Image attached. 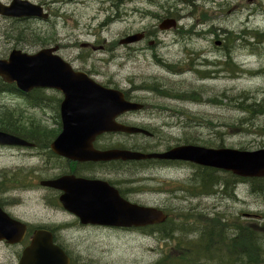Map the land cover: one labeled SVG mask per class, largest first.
<instances>
[{
  "label": "rangeland",
  "instance_id": "1",
  "mask_svg": "<svg viewBox=\"0 0 264 264\" xmlns=\"http://www.w3.org/2000/svg\"><path fill=\"white\" fill-rule=\"evenodd\" d=\"M0 1L8 4L11 0ZM28 1L42 6L50 17L47 21L30 19L27 22L0 17V58H6L14 48L33 54L57 46L58 56L98 84L122 90L129 89L131 84L149 88L134 95L138 99L135 101L145 104L146 108L122 115L118 122L141 128L147 125L153 137L104 134L94 144L140 145L163 151L183 144L186 137L193 135L213 142L196 144L204 147L215 148L218 144L214 141H218L224 148L264 149V113L241 109L264 100V0H155L154 4L151 0ZM167 10L179 20L170 32L159 33L158 36L164 38L163 47L148 48L145 43H138L137 49L145 48L146 53H136L130 60H124L122 56L128 50L123 47V38L146 29L165 30L160 28L161 24L171 19L160 22L157 19ZM179 26L183 34L177 36L174 32ZM17 28L18 33L25 30L24 41L17 36ZM37 38L45 43H35ZM152 51L167 65L156 64ZM223 54H228L231 61ZM171 65L175 66V71L167 68ZM195 70L209 73L207 77H199ZM152 85L189 99L162 97L153 91L152 94L149 92ZM42 93L54 101L62 98L58 91L43 90ZM192 96L198 101H191ZM48 105L49 108L34 111L27 104L0 97V108L15 110L14 118L34 117L40 119L47 130L53 129L56 123L61 128L56 102ZM245 128L249 131L243 132ZM150 150L145 149L153 151ZM24 153L36 154L40 159L31 155L22 162L15 154H3L0 167L25 164L39 168L42 165L41 152L26 150ZM148 166L139 163L135 173L134 170L125 173L135 176L130 184L126 182L128 177H124V186L133 188V201L165 210L175 224H181L175 219L179 214L199 213L208 219L215 214L222 220L232 223L237 220L251 227L253 220L264 215V193H250L247 184L238 183L234 197L206 195L192 186L190 165ZM25 169L30 171L31 177L36 175L33 169ZM226 174L218 172L217 176L228 178ZM31 180L32 183L33 178ZM40 195H43L41 190L28 195L31 198L28 210L33 217L57 223L72 221L63 213L41 210ZM185 226L195 227L191 217ZM59 234L69 251L80 254L92 264H154L173 244L166 246V240L139 229L75 227ZM174 235L180 237L178 231ZM197 235L193 232L186 237ZM1 262L4 260L0 257L3 264Z\"/></svg>",
  "mask_w": 264,
  "mask_h": 264
},
{
  "label": "water",
  "instance_id": "2",
  "mask_svg": "<svg viewBox=\"0 0 264 264\" xmlns=\"http://www.w3.org/2000/svg\"><path fill=\"white\" fill-rule=\"evenodd\" d=\"M0 16L9 18L47 19L40 5L27 0L0 2ZM176 22L167 20L161 29L174 28ZM140 34L129 36L122 43L139 40ZM54 48H45L35 54L12 50L6 59H0V78L22 92L34 88H50L61 92L59 107L61 131L51 143V150L72 161H182L201 167L231 172L240 178H264V149L253 151L230 148H207L184 144L163 152L143 153L132 150H97L95 140L103 134H152L140 127L118 123L116 119L125 113L138 111L142 105L124 99L115 89L104 88L86 74L76 72L59 56ZM0 144L29 146L23 139L0 132ZM41 186L62 191L60 204L63 209L78 218L82 225L113 228H144L165 222L167 215L157 207L138 205L120 197L118 191L107 182L76 178L73 175L56 180L42 181ZM9 227H0V241L19 243L26 228L10 221ZM67 260L62 249L53 244L52 234L37 231L30 245L24 249L20 264H61Z\"/></svg>",
  "mask_w": 264,
  "mask_h": 264
},
{
  "label": "flooded vegetation",
  "instance_id": "3",
  "mask_svg": "<svg viewBox=\"0 0 264 264\" xmlns=\"http://www.w3.org/2000/svg\"><path fill=\"white\" fill-rule=\"evenodd\" d=\"M154 1L155 0H151L153 4H154ZM179 1H184V0H179ZM146 15L152 16V14H149V13H146ZM159 17L160 18L157 19L159 20V22L165 19H174L173 13L170 12L169 10H167V13L163 17H161L160 15ZM30 19H36V18H29V19L20 18V19H15V20L16 22H23V21L27 22ZM178 20L179 19L176 20L177 23H178ZM171 30L172 29L159 30V31L156 29L142 30V32H139L141 35L139 40L134 41L131 44H128V43H123L124 45L121 44L123 45L124 49L128 50L127 52L123 54L122 56L123 59L130 60L136 53H139V54L146 53L145 48L139 49V50L137 49L138 43H143V44L145 43V47H148V48H155V49L162 48L164 45L163 43L164 38H161L158 35L160 32L167 33V31L170 32ZM176 31L174 33H176L177 36L183 34L180 26H179V29ZM129 36L131 35H127V38ZM125 39L126 38H123V40ZM152 57L154 59V62H156V64H159L160 66H162L163 64H165V66L167 65V63L161 60V58L156 57L153 51H152ZM129 83L131 84V82ZM5 86H1L0 88V97L17 100L23 104H26V99L30 92L39 91V93H42V91L44 90V89H40V90L33 89L34 91L32 90V91H29L28 94L23 93V95H21L20 93L22 92L18 90L13 91V88H15V86L13 87L12 84H5ZM107 88H114V89H118L122 91L125 99L128 101L138 100L137 98L134 97L135 93H137L138 91H148L149 89L148 87L141 86V84H139L138 86L131 84V87L126 90H122L120 88L110 87V86H108ZM149 92L151 91L149 90ZM43 96H41L42 100L46 99L45 98L46 96L45 95ZM143 106H144L143 109H145L146 105L143 104ZM44 108H49V105H47V107H44ZM52 109L54 110L55 108H52ZM30 110L37 111V110H42V109L31 108ZM15 113H16L15 110L12 111V110H6V109L0 108V127L2 125H5V128H0V132L14 135L8 132L7 129L9 128V126L13 125L15 120L27 121L24 115L20 116L17 119L14 118ZM43 113H46V112H43ZM35 122H38L41 128L45 127L41 124L42 122L40 119L35 118ZM144 126H145L143 127L144 129L145 128L151 129L147 125H144ZM55 128L60 129L59 124H57L56 126L53 127V129H50L48 131L53 132ZM14 136L17 138L19 137L17 135H14ZM30 137L35 138L36 140L28 141L21 137V139H23L28 144H30L29 146L0 145V155L15 154L22 162H25V160H27L31 155H34L35 157L39 158V156L36 154L24 153L26 150H29V151L38 150L39 152H41L40 153V157L42 158L41 163L42 165L44 164L43 168L40 170L39 173L38 171L42 165L39 168L37 167L30 168L26 166L25 164L17 165L11 168L10 167L7 168L6 166H4L3 168L0 167V227H9L11 225L10 221H14V222H18L20 225H24L26 228V233L23 239L21 240V242L9 243L6 240L0 241V257L1 259L4 260V263L3 262L1 263L20 264L21 259H22V253L24 249L30 245L34 234L39 230H47L52 234L53 244L57 245L60 249H62L65 256L67 257V260H62L61 264H92L88 260L82 258L80 254L69 251L65 247V245L61 242L63 240V237L59 234V232L69 229V228H75V227L77 228H86V227L101 228L102 226L80 224L77 217H75L74 215H72L71 213L67 212L65 209L62 208L60 201H59L60 196L62 195V191H60L59 189H54L52 187L41 186V182L56 180L58 178L69 176V175H73L76 178L82 177V178H86L90 180H100V181L107 182L110 186L114 187L118 191L120 197H122L123 199L131 203H137L133 201L134 199H132L133 198L132 197L133 188H129V189L125 188L124 185H125L126 180L124 179V177H128V181H126L127 183L129 184L132 183L131 182L132 177L135 176L134 173L137 171V167L139 166V163L134 162V161L133 162H123L120 160L109 161V162L72 161L66 157H63L61 155L54 153L51 150L52 142L49 143L48 141L44 139V131L36 132L35 134H30L28 138ZM93 147L101 151L113 148V149L132 150V151H141V152H146L145 149L146 150L151 149L154 152H162L161 150L151 148V147H144L145 148L144 149L140 145L126 146L125 144H93ZM166 150H163V151H166ZM146 164H148L151 168H153L154 166H158V165L160 166V168L161 166H163L162 168H167V167L171 168L173 166L189 165L188 163H185V162L165 161V160H158V163L153 162V163H146ZM25 168L33 169V172L36 175H33L31 177L30 171L27 172ZM133 170H134V173H132L130 176H127L129 174H125V173H131ZM41 174H43V176H40ZM110 176H113V177L110 178ZM31 178H33L32 183L30 182L32 181ZM36 179H40V180L36 182ZM38 190H41V192H43V195L39 196V203H38V206L41 207V210L45 212L53 211V212L63 213L65 215L70 216L72 218V221L71 222H66V221L61 222L60 221L57 223L54 221H48L42 218H37L36 216L33 217V214H30L28 210L29 208L28 200L31 199L28 195L31 193H36V191ZM218 191L220 192L219 193L220 195H223L221 189H219ZM246 216L249 217L250 214H246ZM117 229H121V228H117Z\"/></svg>",
  "mask_w": 264,
  "mask_h": 264
},
{
  "label": "trees",
  "instance_id": "4",
  "mask_svg": "<svg viewBox=\"0 0 264 264\" xmlns=\"http://www.w3.org/2000/svg\"><path fill=\"white\" fill-rule=\"evenodd\" d=\"M18 30L17 28V36L19 35L24 41V30H20L19 33ZM257 34L256 32V35ZM35 43L44 44L45 41L42 38H37ZM223 57H225L228 62L231 61L228 54H223ZM225 65H227V63H225ZM167 68L171 71H175V66L173 65L167 66ZM196 72L199 73V77H207L209 73V71ZM1 86H5V84L0 80V88ZM13 91L17 90L13 88ZM150 91L155 92L159 96L170 97L176 100L189 99L178 93L164 90L158 85H152ZM41 96L43 95L39 93V91L31 92L28 94L26 103L31 107L43 108L47 107L50 102H56L57 113L60 100L54 101L46 97V99L42 100ZM190 100L198 101L197 98L193 96ZM241 109H243L244 112H247V109H251L252 113L255 114L264 113V100L258 103L254 102L246 107H241ZM0 128H5V125H2ZM7 130L28 141L36 140L32 137L28 138L30 134L44 131V139L50 143L57 136L60 129L55 128L53 132H49L46 127L41 128L39 123L35 122V118L31 117L27 121L15 120L13 125L9 126ZM248 131L249 129L246 128L243 130V132ZM201 143L213 144L210 140H201L198 136L193 135L183 140V144L196 145ZM214 143L218 144L215 148L222 147V145H219L222 144L221 142L214 141ZM190 167L193 168L192 186L198 189L200 193L211 195L219 188L222 190L225 197H234L235 189L240 182L248 185V191L250 193H264V178L242 179L229 174H226L228 178H220L217 176L218 172L214 169L194 165H190ZM190 217L191 221L195 224L194 228H187L185 226V223L189 221ZM175 219L180 220L181 224H175L174 220L167 216L163 224L140 229L148 234L157 235L161 240H166L164 243L166 246L173 242L172 249L166 252L163 251V255L160 256L154 264H264V215L253 220L251 227L237 220L233 221V223L229 222V220H222L221 216L215 214L209 219L199 213L179 214ZM177 231L180 237L174 235ZM193 232H197L198 235L194 238L186 237V235Z\"/></svg>",
  "mask_w": 264,
  "mask_h": 264
},
{
  "label": "bare ground",
  "instance_id": "5",
  "mask_svg": "<svg viewBox=\"0 0 264 264\" xmlns=\"http://www.w3.org/2000/svg\"><path fill=\"white\" fill-rule=\"evenodd\" d=\"M104 135V134H103ZM214 169V168H213ZM216 171H221V172H224V173H228L229 175H233L231 172H227V171H223V170H217V169H214ZM235 176V175H234ZM237 177V176H236Z\"/></svg>",
  "mask_w": 264,
  "mask_h": 264
}]
</instances>
